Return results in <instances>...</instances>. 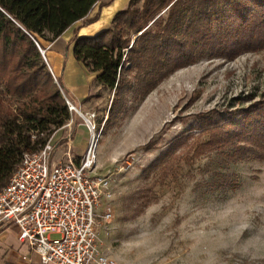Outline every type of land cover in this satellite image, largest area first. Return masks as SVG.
<instances>
[{
  "label": "trees",
  "instance_id": "1",
  "mask_svg": "<svg viewBox=\"0 0 264 264\" xmlns=\"http://www.w3.org/2000/svg\"><path fill=\"white\" fill-rule=\"evenodd\" d=\"M101 1L0 0V191L26 154L40 152L72 120L64 94L78 106L55 81L41 52L44 42L54 43L78 23L88 24ZM263 49L264 0H132L108 30L77 39L73 53L97 74L101 87L116 92L109 111L112 122L125 109L127 93L143 99L201 56L229 61ZM197 120L201 135L183 159L189 163L216 152L222 166L211 171V190L226 194L240 189L242 177L227 167L264 161V100L201 113ZM190 137L179 136L145 172L174 158Z\"/></svg>",
  "mask_w": 264,
  "mask_h": 264
},
{
  "label": "rangeland",
  "instance_id": "2",
  "mask_svg": "<svg viewBox=\"0 0 264 264\" xmlns=\"http://www.w3.org/2000/svg\"><path fill=\"white\" fill-rule=\"evenodd\" d=\"M115 96L102 87L86 107L73 102L82 116L72 110L52 138L53 161L78 163L91 138L85 118L100 132L95 174L108 179L114 206L113 219L98 229L101 252L117 264H264V161L230 164L243 186L225 194L208 185L222 166L216 152L183 159L201 135V113L264 100V49L229 61L201 56L143 99L127 93L125 109L109 122ZM184 134L191 136L188 146L145 172ZM164 169H171L167 177ZM241 222L249 227L233 239Z\"/></svg>",
  "mask_w": 264,
  "mask_h": 264
},
{
  "label": "built area",
  "instance_id": "3",
  "mask_svg": "<svg viewBox=\"0 0 264 264\" xmlns=\"http://www.w3.org/2000/svg\"><path fill=\"white\" fill-rule=\"evenodd\" d=\"M64 97L70 111L82 116ZM85 119L91 138L79 163L69 157L68 163L53 164L50 139L40 152L24 156L0 191V224L18 226L20 241L27 243L43 264H117L99 246L98 229L113 219V193L108 179L95 174L100 132Z\"/></svg>",
  "mask_w": 264,
  "mask_h": 264
},
{
  "label": "crops",
  "instance_id": "4",
  "mask_svg": "<svg viewBox=\"0 0 264 264\" xmlns=\"http://www.w3.org/2000/svg\"><path fill=\"white\" fill-rule=\"evenodd\" d=\"M109 1L102 0L97 4L89 14L88 24L78 23L54 43H44V57L50 71L68 90L78 107H86L102 87L97 82V74L75 59L73 50L76 40L95 37L108 30L117 13L126 10L132 0H113L110 5L101 7L102 3ZM52 156L50 161L58 164ZM0 264H43L40 256L27 243L20 241L18 226L13 222L0 224Z\"/></svg>",
  "mask_w": 264,
  "mask_h": 264
},
{
  "label": "clouds",
  "instance_id": "5",
  "mask_svg": "<svg viewBox=\"0 0 264 264\" xmlns=\"http://www.w3.org/2000/svg\"><path fill=\"white\" fill-rule=\"evenodd\" d=\"M249 227L247 222L243 223V226H238L235 231L231 234L233 239H239V236L242 235L243 231L246 230ZM254 239L260 241L261 236H257Z\"/></svg>",
  "mask_w": 264,
  "mask_h": 264
},
{
  "label": "snow or ice",
  "instance_id": "6",
  "mask_svg": "<svg viewBox=\"0 0 264 264\" xmlns=\"http://www.w3.org/2000/svg\"><path fill=\"white\" fill-rule=\"evenodd\" d=\"M240 226H243V222L240 223Z\"/></svg>",
  "mask_w": 264,
  "mask_h": 264
},
{
  "label": "water",
  "instance_id": "7",
  "mask_svg": "<svg viewBox=\"0 0 264 264\" xmlns=\"http://www.w3.org/2000/svg\"><path fill=\"white\" fill-rule=\"evenodd\" d=\"M41 52H42V54H43V50L41 49ZM44 56V55H43Z\"/></svg>",
  "mask_w": 264,
  "mask_h": 264
}]
</instances>
